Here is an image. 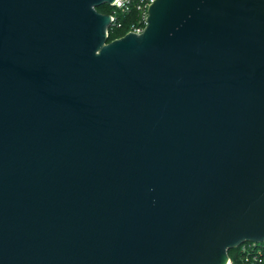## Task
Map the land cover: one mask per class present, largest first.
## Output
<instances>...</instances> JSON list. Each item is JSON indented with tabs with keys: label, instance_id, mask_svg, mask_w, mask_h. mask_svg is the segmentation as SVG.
Here are the masks:
<instances>
[{
	"label": "water",
	"instance_id": "obj_1",
	"mask_svg": "<svg viewBox=\"0 0 264 264\" xmlns=\"http://www.w3.org/2000/svg\"><path fill=\"white\" fill-rule=\"evenodd\" d=\"M0 0V264H230L264 243V0Z\"/></svg>",
	"mask_w": 264,
	"mask_h": 264
},
{
	"label": "built area",
	"instance_id": "obj_2",
	"mask_svg": "<svg viewBox=\"0 0 264 264\" xmlns=\"http://www.w3.org/2000/svg\"><path fill=\"white\" fill-rule=\"evenodd\" d=\"M153 1L154 0H115L114 4L111 5L113 7L112 13L110 14L113 21L111 28L115 26L118 28L123 27L122 23L118 21V14L120 12L123 14H131L132 11L135 10L139 13V19L131 25L127 33L131 31L141 34L146 27L148 9ZM262 245H264V243L247 242L241 245V250L247 257L250 256V251L253 250V260H257V258L263 254L264 249Z\"/></svg>",
	"mask_w": 264,
	"mask_h": 264
},
{
	"label": "trees",
	"instance_id": "obj_3",
	"mask_svg": "<svg viewBox=\"0 0 264 264\" xmlns=\"http://www.w3.org/2000/svg\"><path fill=\"white\" fill-rule=\"evenodd\" d=\"M113 7L108 4H104L97 7V10L104 14H111ZM118 21L122 23L123 27H112L109 30V41H113L119 37L124 36L131 28V25L139 19V13L137 11H132L131 14H118ZM263 249H264V245ZM241 246L231 249L229 251V256L231 260V264H264V251L263 254L257 258V260H253V250L250 251V256L244 255ZM247 257V258H246ZM248 259V260H247Z\"/></svg>",
	"mask_w": 264,
	"mask_h": 264
}]
</instances>
